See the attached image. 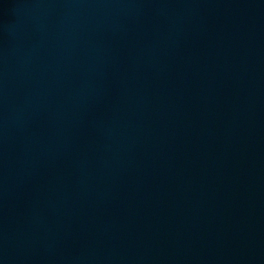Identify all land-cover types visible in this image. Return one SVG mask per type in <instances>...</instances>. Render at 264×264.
Wrapping results in <instances>:
<instances>
[{
	"label": "water",
	"instance_id": "95a60500",
	"mask_svg": "<svg viewBox=\"0 0 264 264\" xmlns=\"http://www.w3.org/2000/svg\"><path fill=\"white\" fill-rule=\"evenodd\" d=\"M0 264H264V0H0Z\"/></svg>",
	"mask_w": 264,
	"mask_h": 264
}]
</instances>
